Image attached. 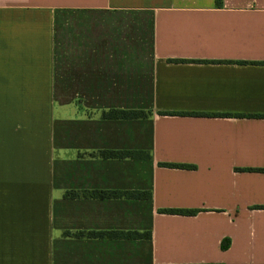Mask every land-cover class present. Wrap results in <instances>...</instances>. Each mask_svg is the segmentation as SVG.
<instances>
[{
	"label": "crops",
	"instance_id": "0c3cea01",
	"mask_svg": "<svg viewBox=\"0 0 264 264\" xmlns=\"http://www.w3.org/2000/svg\"><path fill=\"white\" fill-rule=\"evenodd\" d=\"M0 264H264V0H0Z\"/></svg>",
	"mask_w": 264,
	"mask_h": 264
},
{
	"label": "trees",
	"instance_id": "16d2710c",
	"mask_svg": "<svg viewBox=\"0 0 264 264\" xmlns=\"http://www.w3.org/2000/svg\"><path fill=\"white\" fill-rule=\"evenodd\" d=\"M160 115H175V113H167V112H161ZM149 116V113H146L144 111H124V110H111L108 114L105 115L107 119L110 120H130V119H146ZM100 156L104 159H125V158H141L146 159L150 158V156L146 153H133V152H116V151H103L100 152ZM165 167L170 168H179V169H192L193 166L190 165H180V164H161ZM83 197H90L95 199H112V198H127V199H151V195L147 192H83L82 194L76 193V192H69L67 194L68 198H79L80 196ZM163 212L166 213H175V214H181V215H193L197 211L193 210H163ZM114 233H111L113 235ZM124 237H135V238H143V239H150L151 234H122Z\"/></svg>",
	"mask_w": 264,
	"mask_h": 264
}]
</instances>
